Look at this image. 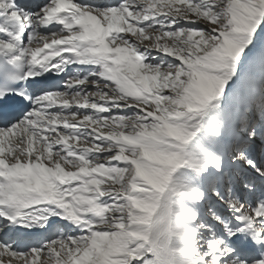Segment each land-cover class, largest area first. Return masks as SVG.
Listing matches in <instances>:
<instances>
[{"label":"snow or ice","instance_id":"1","mask_svg":"<svg viewBox=\"0 0 264 264\" xmlns=\"http://www.w3.org/2000/svg\"><path fill=\"white\" fill-rule=\"evenodd\" d=\"M0 264H264V0H0Z\"/></svg>","mask_w":264,"mask_h":264}]
</instances>
